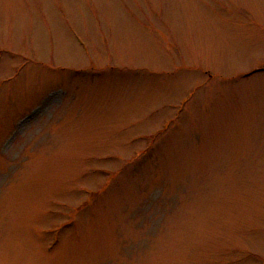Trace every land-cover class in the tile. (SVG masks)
I'll use <instances>...</instances> for the list:
<instances>
[{
	"label": "rangeland",
	"instance_id": "rangeland-1",
	"mask_svg": "<svg viewBox=\"0 0 264 264\" xmlns=\"http://www.w3.org/2000/svg\"><path fill=\"white\" fill-rule=\"evenodd\" d=\"M0 264H264V0H0Z\"/></svg>",
	"mask_w": 264,
	"mask_h": 264
}]
</instances>
